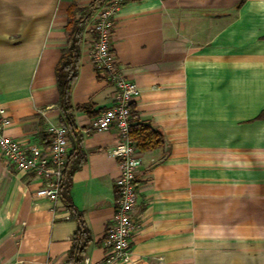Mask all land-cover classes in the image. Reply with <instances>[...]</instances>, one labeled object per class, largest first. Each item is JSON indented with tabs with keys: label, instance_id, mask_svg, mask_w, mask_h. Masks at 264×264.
Listing matches in <instances>:
<instances>
[{
	"label": "crops",
	"instance_id": "crops-1",
	"mask_svg": "<svg viewBox=\"0 0 264 264\" xmlns=\"http://www.w3.org/2000/svg\"><path fill=\"white\" fill-rule=\"evenodd\" d=\"M92 1L0 0V106L18 142L45 144L59 124L54 72L68 43V8ZM92 18L67 133L69 150L77 132L86 155L69 191L91 233L83 259L98 262L119 167L109 153L115 127L89 129L115 94L91 62ZM111 49L137 86L136 119L164 141L139 152L137 228L119 264H264V0H128ZM40 184L0 155V264H65L76 223L60 199L35 195Z\"/></svg>",
	"mask_w": 264,
	"mask_h": 264
},
{
	"label": "built area",
	"instance_id": "built-area-1",
	"mask_svg": "<svg viewBox=\"0 0 264 264\" xmlns=\"http://www.w3.org/2000/svg\"><path fill=\"white\" fill-rule=\"evenodd\" d=\"M126 1L103 0L92 14L94 39L90 51L91 62L96 72L112 83L115 94L113 103L91 119L89 129L101 132L115 127L116 140L109 148V153L117 159L119 173L114 180L117 195L112 222L102 238L104 255L98 262L84 258L82 264L126 263L131 254V236L137 228L132 210L137 203L135 174L140 157L129 137L130 104L133 95L137 93V86L121 73L111 49L114 18ZM10 123L7 110L0 106V155L4 162L41 178V184L35 190L37 197L58 200L63 166L69 153V128L60 124L51 126L45 144H22L6 134L5 129Z\"/></svg>",
	"mask_w": 264,
	"mask_h": 264
},
{
	"label": "trees",
	"instance_id": "trees-1",
	"mask_svg": "<svg viewBox=\"0 0 264 264\" xmlns=\"http://www.w3.org/2000/svg\"><path fill=\"white\" fill-rule=\"evenodd\" d=\"M242 1V0H241ZM103 3V0H93L83 9L71 5L68 8V43L61 50L55 65V80L58 92L56 104L59 108V124L72 128L74 106L70 100L71 85L77 77L80 65V43L84 25L90 16ZM79 13L78 16L76 14ZM130 104L129 137L133 140L139 152L162 147L164 144L161 132L152 127L150 123L139 121ZM257 117L264 118V110ZM82 137L74 132L71 138L70 150L63 166V174L59 189V199L68 211V218L76 223V228L71 235V245L67 251L65 264H79L83 259L88 245L91 243V233L82 213L71 201L69 191L72 173L85 161L86 155L81 146Z\"/></svg>",
	"mask_w": 264,
	"mask_h": 264
},
{
	"label": "water",
	"instance_id": "water-1",
	"mask_svg": "<svg viewBox=\"0 0 264 264\" xmlns=\"http://www.w3.org/2000/svg\"><path fill=\"white\" fill-rule=\"evenodd\" d=\"M165 148H166V146H165Z\"/></svg>",
	"mask_w": 264,
	"mask_h": 264
}]
</instances>
